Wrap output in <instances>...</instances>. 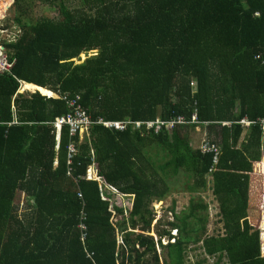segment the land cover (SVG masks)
Here are the masks:
<instances>
[{"label": "trees", "instance_id": "obj_1", "mask_svg": "<svg viewBox=\"0 0 264 264\" xmlns=\"http://www.w3.org/2000/svg\"><path fill=\"white\" fill-rule=\"evenodd\" d=\"M83 2L95 13L58 2L57 20L18 18L23 32L6 44L16 65L0 74V264H152L151 255L160 264L165 237L176 240L169 264H185L201 243L216 264H264V133L238 124L264 118V0ZM23 83L50 94L20 95ZM80 108L91 121L85 143L54 127ZM195 114L222 149L215 166L192 144L198 125H171ZM180 174L193 199L170 225L189 241L127 233L125 248L121 229L143 223L150 233L151 205L173 194ZM108 187L134 199L130 214ZM209 190L223 235L208 239L209 207L194 196Z\"/></svg>", "mask_w": 264, "mask_h": 264}, {"label": "rangeland", "instance_id": "obj_2", "mask_svg": "<svg viewBox=\"0 0 264 264\" xmlns=\"http://www.w3.org/2000/svg\"><path fill=\"white\" fill-rule=\"evenodd\" d=\"M84 0H56L53 3H51L50 0H22V3L20 6H14V1L12 0H1L0 2V44H8L12 42H16L19 39V36L22 34V28L19 26L18 18H22L24 23L33 24L43 18H49L57 20L59 18V11L58 8L55 7L58 2L61 4L64 2L66 6L72 10L73 12L77 11H83L84 9L86 11H90V13H95V11H92L88 6H86L83 2ZM15 4V3H14ZM13 5V7H11ZM58 5V4H57ZM85 11V12H86ZM11 27L10 29L7 28ZM7 51V49H6ZM8 52V51H7ZM3 54V52H2ZM97 52H93L90 54V57H88V54H85L81 57V61L76 60L77 65L83 64L86 62L89 58L96 56ZM1 57V56H0ZM16 63V62H14ZM31 92L32 94L36 91L28 90L26 92L21 91L20 94H28ZM39 92V91H37ZM36 92V93H37ZM40 93V92H39ZM43 93V92H42ZM45 94V93H44ZM58 99V98H57ZM204 129V128H203ZM197 130V129H196ZM194 132V142L192 137V144L195 149H199L201 146L199 143H203L204 141V134L205 132ZM198 130H201L198 129ZM87 133L84 134V140L87 139ZM202 140V142L200 141ZM84 141L83 143H85ZM202 145V144H201ZM200 146V147H199ZM211 182H213L212 176L208 178ZM185 179L183 175H178L177 180L174 181V187L175 191L171 196H168L165 200L162 201H154L151 205V210L153 212V221L151 225V231L150 233L143 232V226L144 224L141 223L138 230L133 231L131 229V226L129 223L127 225H124V229H121L122 231V239H124V236L127 233H135V235H146L149 237H153L155 241L157 242L160 240V234L163 232H172L173 238H176L178 235V239H182L183 242L189 241L186 239V236H182L181 233L177 234L176 230L174 229V226L170 225L171 223L177 222V215L184 216L187 214L191 208V200L193 199L192 195L190 193H186V185H185ZM195 202L199 204L200 202H203V204H207L209 207V211L206 213L208 214V232L207 237L208 239L210 237H218L220 235H223V225L221 223V217H220V210H219V204L216 198L214 197L211 190L208 192L202 193V195H196L194 196ZM201 197V198H200ZM25 197L22 199V203L24 204ZM175 207L176 211L173 212L172 209ZM205 215V216H206ZM129 217V215H127ZM121 221H124L125 218L122 216L119 218ZM158 220H160L158 225ZM191 222V220H190ZM193 228L196 230H202L203 224H198L197 220H192ZM177 235V236H176ZM199 237H202V234H199ZM206 237V238H207ZM205 238V239H206ZM123 242V241H122ZM180 242V241H179ZM170 244H175L174 239H171L170 237H165L162 241V246H157V255L160 259V264H169V250L168 247ZM204 243H201L199 245L193 244L186 250V262L185 264H216V259H208L204 252ZM163 246L167 247V249L163 248ZM144 251V250H143ZM154 255L148 256L146 258L147 262H150L154 264ZM222 264H227L226 261H223Z\"/></svg>", "mask_w": 264, "mask_h": 264}, {"label": "built area", "instance_id": "obj_3", "mask_svg": "<svg viewBox=\"0 0 264 264\" xmlns=\"http://www.w3.org/2000/svg\"><path fill=\"white\" fill-rule=\"evenodd\" d=\"M1 2V0H0ZM12 6V5H11ZM14 43V42H12ZM3 52V54H2ZM0 74L6 73V72H11L13 70V68L15 67L16 63H11L10 58L8 56V52H6V47L4 46H0ZM73 107V106H72ZM189 123L188 121L184 120V119H178L175 122H172L171 125H173V127L177 126V125H181V124H187ZM191 123H199V119H198V115L196 114L193 118V120L191 121ZM242 123L246 126H250L252 123L248 122L246 120H243ZM261 123L263 125L264 128V119L261 120ZM91 125V121H90V117L87 116V114L85 113V111L82 110V108L80 109H76V116L74 117H70L69 119H65V118H60L56 121L54 127L57 128L58 132L61 133L62 129L64 126H68L70 128V135L72 137V139H74V137L77 136H81L82 141H84V133L89 131V126ZM99 125H103L104 127L108 128V129H116L120 132H124L126 130L125 125H123L122 123H105V122H100ZM155 124H149L148 125V129H152L154 128ZM141 127H143L142 125H139V128L141 129ZM72 151H76V146L72 145ZM203 152L204 153H214L215 154V158H214V162L217 163L218 162V157L220 154V150L213 144L211 143L209 140L205 141L203 144ZM88 179H94V169L93 168H89L88 170ZM110 192L113 193V195H115V201L116 204L119 207L124 208L126 214L130 213V210L133 208L134 205V200L128 198L126 195H122L121 193L118 194V192L116 190H114L111 187L107 188ZM82 224H81V228H82V233H83V238H82V244L85 248V252L88 254L87 252V239H88V228L87 225L85 224V220H87V217L85 214L82 215ZM122 244L124 245V240H122ZM92 255L89 254L88 258L91 259Z\"/></svg>", "mask_w": 264, "mask_h": 264}, {"label": "clouds", "instance_id": "obj_4", "mask_svg": "<svg viewBox=\"0 0 264 264\" xmlns=\"http://www.w3.org/2000/svg\"><path fill=\"white\" fill-rule=\"evenodd\" d=\"M8 44H12V43H8ZM0 46H4V47H6V49H7V46L6 45H4V44H0ZM7 51H8V56H9V58H10V54L11 53H14V52H12V50H8L7 49ZM6 51V52H7ZM11 61V60H10ZM11 63H13V62H11ZM14 69V68H13ZM13 71V70H12ZM11 71V72H12ZM10 72V73H11ZM9 72H6V73H3V75L4 74H8ZM29 85V84H27V83H23L22 84V89H23V86L24 85ZM22 89H21V91H22ZM21 91H20V93H21ZM29 93H31V92H29ZM36 92H34L33 94H35ZM32 94V93H31ZM41 94V93H40ZM20 95H22V94H20ZM25 95V94H24ZM42 95V94H41ZM43 96V95H42ZM45 97V96H44ZM47 98H49V97H47ZM54 98V97H53ZM57 99V98H56ZM196 115V114H195ZM194 115V116H195ZM194 116L192 117V120H193V118H194ZM198 119H199V117H198ZM262 119H264V118H259L258 120H255V121H253V120H251V119H249V118H247V117H245V118H243L242 120H240L239 122H238V124H240L241 125V127L245 130V134H247V131L251 128V127H253V126H260L261 128H262V131H263V133H264V128H263V125H262V123H261V120ZM243 120H246V121H248V122H251L252 124L250 125V126H246V125H244L243 123H242V121ZM188 124H195V125H198V127L196 128V129H200V128H204V127H208V126H210V122H206L205 123V126H203V125H201L202 124V122H200L199 121V123H187V124H181V125H188ZM226 124V123H225ZM177 126H179V125H177ZM205 129V128H204ZM207 131V130H206ZM207 136H208V134L206 135V137H205V140L203 141V144H204V142L205 141H207L208 139H207ZM245 137L246 136H244V140H245ZM211 142V141H210ZM212 143V142H211ZM203 144H202V146L199 148L200 150H202V152H203V149H202V147H203ZM214 145L220 150V154H219V157H220V155H221V153H222V149H221V147L218 145V144H216V143H214ZM204 153V152H203ZM205 154H209V153H205ZM214 154V153H213ZM219 157H218V162H219ZM214 158H215V154H214ZM218 162L217 163H215L214 162V159H213V165L215 166L216 164H218ZM213 171V169L211 170V172ZM134 200V199H133ZM131 211V210H130ZM130 214V213H129ZM159 222H160V220H158V225H159ZM176 232H178V231H176ZM134 233V232H133ZM177 234H179V232L177 233ZM177 236V235H176ZM179 236V235H178ZM178 236L176 237V238H178ZM122 240H124V239H122ZM159 241V240H158ZM157 241V242H158ZM175 241V243H176V240H174ZM124 247L126 248V245H125V241H124ZM90 259V258H89Z\"/></svg>", "mask_w": 264, "mask_h": 264}, {"label": "bare ground", "instance_id": "obj_5", "mask_svg": "<svg viewBox=\"0 0 264 264\" xmlns=\"http://www.w3.org/2000/svg\"><path fill=\"white\" fill-rule=\"evenodd\" d=\"M28 90H32V91H40V92H43V93H45V94H47V93H50V92H48V91H46V90H44V89H39V88H37L36 86H33V85H24L23 86V89H22V91L23 92H26V91H28Z\"/></svg>", "mask_w": 264, "mask_h": 264}, {"label": "crops", "instance_id": "obj_6", "mask_svg": "<svg viewBox=\"0 0 264 264\" xmlns=\"http://www.w3.org/2000/svg\"><path fill=\"white\" fill-rule=\"evenodd\" d=\"M47 94H50V93H47ZM197 131H199V132H205V134H204V140H205V137H206V135H207V131H206V129H203V128H201V130H196V132ZM194 137H196L194 134H193V142H194ZM201 142H202V140H200ZM200 144V146H202L201 144H203V143H199ZM199 146V147H200Z\"/></svg>", "mask_w": 264, "mask_h": 264}]
</instances>
